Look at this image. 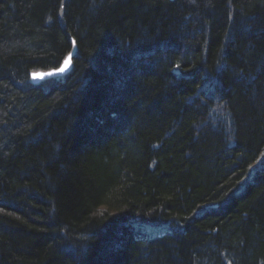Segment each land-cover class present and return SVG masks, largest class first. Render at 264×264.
<instances>
[{"label": "trees", "instance_id": "16d2710c", "mask_svg": "<svg viewBox=\"0 0 264 264\" xmlns=\"http://www.w3.org/2000/svg\"><path fill=\"white\" fill-rule=\"evenodd\" d=\"M0 264H264V0H0Z\"/></svg>", "mask_w": 264, "mask_h": 264}, {"label": "water", "instance_id": "95a60500", "mask_svg": "<svg viewBox=\"0 0 264 264\" xmlns=\"http://www.w3.org/2000/svg\"><path fill=\"white\" fill-rule=\"evenodd\" d=\"M75 47L73 46L72 50L66 55L61 65L57 68L49 69L46 71H37L30 74V81L33 84H38L46 79L53 77H61L66 75L71 70V59L74 54ZM67 62V63H66ZM63 69V71H61Z\"/></svg>", "mask_w": 264, "mask_h": 264}, {"label": "bare ground", "instance_id": "6f19581e", "mask_svg": "<svg viewBox=\"0 0 264 264\" xmlns=\"http://www.w3.org/2000/svg\"><path fill=\"white\" fill-rule=\"evenodd\" d=\"M61 63H62V62H61ZM60 65H61V64H60ZM60 65H59V66H60ZM59 66H58V67H59ZM56 68H57V67H56ZM37 71H46V70H36V71H32V72H30V73H29V79H30V74L33 73V72H37ZM63 76H64V75H63ZM61 77H62V76H61ZM53 78H57V77H53ZM49 79H52V78H49ZM46 80H48V79H46Z\"/></svg>", "mask_w": 264, "mask_h": 264}, {"label": "snow or ice", "instance_id": "6c2138e0", "mask_svg": "<svg viewBox=\"0 0 264 264\" xmlns=\"http://www.w3.org/2000/svg\"><path fill=\"white\" fill-rule=\"evenodd\" d=\"M67 63V62H66ZM61 71H63V69H61Z\"/></svg>", "mask_w": 264, "mask_h": 264}]
</instances>
